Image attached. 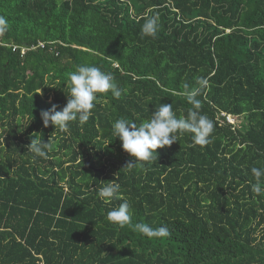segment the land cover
<instances>
[{"label":"trees","instance_id":"16d2710c","mask_svg":"<svg viewBox=\"0 0 264 264\" xmlns=\"http://www.w3.org/2000/svg\"><path fill=\"white\" fill-rule=\"evenodd\" d=\"M0 16V264H264L251 173L264 168V0H0ZM153 16L156 35L142 34ZM79 65L111 73L121 97L99 93L87 121L45 128L41 111L63 109ZM200 77L210 142L177 134L157 161L124 169L132 158L113 123L140 124L160 104L186 117L184 86ZM33 133L54 145L47 158L28 151ZM113 180L120 198L106 203L98 190ZM125 200L121 228L106 213ZM136 223L171 235L148 238Z\"/></svg>","mask_w":264,"mask_h":264},{"label":"clouds","instance_id":"9594fccd","mask_svg":"<svg viewBox=\"0 0 264 264\" xmlns=\"http://www.w3.org/2000/svg\"><path fill=\"white\" fill-rule=\"evenodd\" d=\"M8 21L0 16V31L6 30ZM159 28L157 17L148 18L142 26V34L155 36ZM70 88L66 95L67 102L62 110L57 111L58 105L52 104L49 109L40 113L43 126L52 125L55 130L64 132L69 129L70 122L79 118L81 122L87 121L91 110L95 107L99 93L110 92L113 98H120L123 89L115 82L111 73L102 71L101 68L91 65H79L69 74ZM198 87L184 86L182 95L192 106L186 117L178 118L171 104H160L152 113L150 119L140 124L124 118L117 119L112 125L113 135L121 142L122 150L132 159L124 169L144 167L145 163L157 161V149L170 147L178 141L177 134L190 133L195 145L205 146L210 142L209 137L214 130V122L202 114L201 101L197 99L201 89L208 84L206 78L197 80ZM33 139L28 145V151L37 157L47 158L49 152L54 150L51 142H44L42 134L33 133ZM252 175L257 183L252 185V191L264 194V186L260 180L264 177V168L253 167ZM121 186L117 180L103 182V187L98 190L99 197L106 203L120 198ZM107 219L123 228L131 223L130 204L127 200L106 213ZM134 228L148 238H167L171 235L167 226L152 227L146 223H136Z\"/></svg>","mask_w":264,"mask_h":264},{"label":"built area","instance_id":"2783aa9c","mask_svg":"<svg viewBox=\"0 0 264 264\" xmlns=\"http://www.w3.org/2000/svg\"><path fill=\"white\" fill-rule=\"evenodd\" d=\"M45 45L46 43H42L40 42L39 43V47H42V48H45ZM38 46H31V47H23L22 48V51H21V54L22 55H25V53L28 51V50H31V49H35L36 47ZM17 46H13V50L16 51L17 50ZM221 117L224 118L229 124L233 125V126H237V118L236 116H233L231 114H228L226 112H222L221 113ZM221 122H223V120H221Z\"/></svg>","mask_w":264,"mask_h":264},{"label":"rangeland","instance_id":"374dc122","mask_svg":"<svg viewBox=\"0 0 264 264\" xmlns=\"http://www.w3.org/2000/svg\"><path fill=\"white\" fill-rule=\"evenodd\" d=\"M242 122H243V119L241 117L237 118V126H241Z\"/></svg>","mask_w":264,"mask_h":264}]
</instances>
